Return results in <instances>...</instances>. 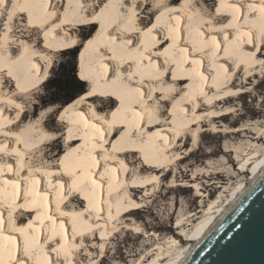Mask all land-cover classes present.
I'll list each match as a JSON object with an SVG mask.
<instances>
[{"label": "bare ground", "instance_id": "bare-ground-1", "mask_svg": "<svg viewBox=\"0 0 264 264\" xmlns=\"http://www.w3.org/2000/svg\"><path fill=\"white\" fill-rule=\"evenodd\" d=\"M62 1L6 0L0 5V74L7 71L19 79L21 93L39 88L51 60L10 34L17 11L26 13L28 25L46 33L55 51L79 48L75 75L81 91L59 108L56 125L64 149L52 163L42 155L33 159L45 141L60 136L43 126L47 112L15 125L21 101L0 87V235L11 231L17 240H29L38 258L49 247L81 249L88 237L98 238L97 232L104 241L126 214L139 209L141 200L131 192H146L162 169L166 176L167 167L183 158L179 138L195 135L193 127L204 115L199 102L211 118L228 113L229 98L242 92L231 87L233 75L239 67L245 72L257 67L264 32V0H218L213 9L207 0H159V8L146 12L142 9L149 0H66L63 10ZM80 27L87 28L84 38L77 33ZM97 96H109L115 105L104 110L92 101ZM158 96L164 97L159 111L154 103ZM166 99L171 104L165 114ZM127 156L138 157L139 166L134 168ZM252 163L249 177L216 213L209 208L207 217L189 215L197 221L190 235L179 219L176 228L187 245L167 264L184 258L264 167V155ZM69 188L72 194L65 195ZM0 261L9 264V255H0ZM92 261L75 257L76 264Z\"/></svg>", "mask_w": 264, "mask_h": 264}, {"label": "rangeland", "instance_id": "rangeland-1", "mask_svg": "<svg viewBox=\"0 0 264 264\" xmlns=\"http://www.w3.org/2000/svg\"><path fill=\"white\" fill-rule=\"evenodd\" d=\"M65 3L66 0H63L59 8L63 10ZM217 3L218 0L206 1L211 9ZM149 9L152 8L148 1L142 11ZM153 16V12L149 13V21ZM10 25L12 36L32 43L51 60L47 78L39 88L27 94L21 93L16 86L19 79L9 76L7 71L0 74V87L3 92L15 94L17 100L21 101V112L14 119L15 125L19 126L38 116L41 110L47 112L43 126L60 136L45 141L43 150L34 152L33 159L42 155L44 160L52 163L64 149V135L56 125L59 108L81 91V81L73 72L78 62L79 48L55 51L48 45L43 30L28 25V16L24 12L17 11ZM86 31V27H80L77 33L84 38L82 35ZM258 55L264 60V56ZM262 67L259 62L250 72H245L243 67L236 69L230 85L233 88L240 87L242 92L229 98L225 105L228 108L225 116L211 118L205 114L207 106L199 102L197 108L204 115L193 127L197 128L195 135L189 132L186 140L179 138L181 145L178 153L183 158L167 167L170 169L166 176L161 175L165 172L162 169L146 192L140 188L131 192L137 199L140 198L141 207L126 214L108 239H99L98 232L95 241L88 237L79 254L84 261L92 258L96 264H147L157 259L155 264H167L187 245L182 240L185 235L178 234L181 231L176 228L177 222L181 220L184 223L183 232L190 235L197 221H193L195 218L189 215L196 213L197 217H207L209 208L216 213L234 188L246 181L253 167L252 162L264 155V87L260 86L264 80ZM92 101L104 110L115 105V100L109 96H97ZM163 104L166 114L170 99H166ZM52 111L58 113L55 123L51 119ZM126 158L134 168L139 166L138 157ZM80 202L83 203L82 200Z\"/></svg>", "mask_w": 264, "mask_h": 264}, {"label": "water", "instance_id": "water-1", "mask_svg": "<svg viewBox=\"0 0 264 264\" xmlns=\"http://www.w3.org/2000/svg\"><path fill=\"white\" fill-rule=\"evenodd\" d=\"M178 264H264V167Z\"/></svg>", "mask_w": 264, "mask_h": 264}, {"label": "snow or ice", "instance_id": "snow-or-ice-1", "mask_svg": "<svg viewBox=\"0 0 264 264\" xmlns=\"http://www.w3.org/2000/svg\"><path fill=\"white\" fill-rule=\"evenodd\" d=\"M6 0H0V5L5 4ZM160 2L159 0H149V7L152 8H159ZM191 6V5H190ZM55 5H53V8ZM229 7L231 8H243V5H235L230 4ZM209 18L211 19L212 13H208ZM220 22V21H217ZM225 27H231L230 24L225 25ZM261 38V48L257 51L261 56H264V32H261L260 34ZM255 41V33H253V43ZM260 64L264 66V60L260 61ZM262 72H264V67H262ZM261 87H264V80L261 81L260 84ZM163 96H158L154 103L157 105V111H159L161 105L160 101L163 100ZM103 103V100L100 101ZM57 111H52L51 119L53 120V123H55V117L57 115ZM52 139H56L55 136L52 137ZM73 189L69 188L66 190L65 195L72 194ZM4 229L3 226L0 225V233H3ZM56 243L58 244L59 241L57 240ZM13 251L16 252V255L13 257L12 253ZM7 253L10 257L9 264H76L75 257L76 255L81 253V249L77 248L75 251H73L71 248L66 246L61 247H49L47 251H44L41 249L39 251V258L37 257V249L34 247V245L27 239L24 240H17L15 235L9 231L7 233H4L3 235H0V255H3ZM69 257H72V259H69ZM0 264H2V261H0ZM82 264V262H81ZM91 264H96V261H92Z\"/></svg>", "mask_w": 264, "mask_h": 264}]
</instances>
